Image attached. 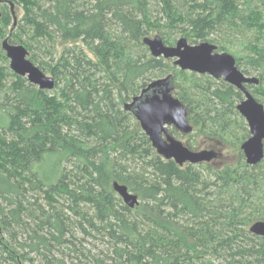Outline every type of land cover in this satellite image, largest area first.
<instances>
[{
  "label": "trees",
  "instance_id": "16d2710c",
  "mask_svg": "<svg viewBox=\"0 0 264 264\" xmlns=\"http://www.w3.org/2000/svg\"><path fill=\"white\" fill-rule=\"evenodd\" d=\"M149 35L230 54L264 109V0H0V41L54 80L38 90L0 49V264H264V157L178 166L123 109L168 78L194 139L240 149L242 93L150 56Z\"/></svg>",
  "mask_w": 264,
  "mask_h": 264
},
{
  "label": "water",
  "instance_id": "95a60500",
  "mask_svg": "<svg viewBox=\"0 0 264 264\" xmlns=\"http://www.w3.org/2000/svg\"><path fill=\"white\" fill-rule=\"evenodd\" d=\"M142 44L148 49L150 56L171 60L181 71L208 75L240 91L243 99L236 105V111L243 118L249 132V138L241 144L240 151L248 166H255L263 160L264 109L245 87L256 85L258 81L255 77L245 75L237 68L235 59L230 54L218 52L215 45L207 42L191 45L185 38H180L173 46H166L158 36H154L143 38ZM1 50L8 61L9 70L14 75L25 78L38 90H53L54 80L46 77L29 61L28 52L23 46L11 45L3 40ZM168 81V78H164L147 84L140 95L124 104L123 109L132 113L152 148L164 160H172L178 166L211 162L217 157L216 153L193 152L168 133V127L182 135L192 132L186 109L173 97ZM112 189L127 208L133 209L139 204L138 197L125 186L114 182ZM248 231L254 236L264 237V221L253 223Z\"/></svg>",
  "mask_w": 264,
  "mask_h": 264
},
{
  "label": "rangeland",
  "instance_id": "374dc122",
  "mask_svg": "<svg viewBox=\"0 0 264 264\" xmlns=\"http://www.w3.org/2000/svg\"><path fill=\"white\" fill-rule=\"evenodd\" d=\"M13 10H14V13L16 15V20H19L20 17L22 16V14H23L21 9H19L18 7H14ZM6 37H7V35H6ZM149 37H152V35H149ZM179 38H182V37L179 36V37L176 38V40H178ZM1 42H2V40L0 41V45H1ZM187 42L189 43V41H187ZM29 54H30V52L28 53V58H29ZM87 56L89 58L93 59L92 54L87 53ZM47 61L48 60H45V62H47ZM5 66H6V68H8V61H7V64ZM238 69L241 71L242 67L239 66ZM8 70H9V68H8ZM40 70L43 72V74L46 77H51L50 74H48V72L46 70H42V69H40ZM252 77H254V75H252ZM6 84H8V82ZM249 91H251V88L249 89ZM48 92L49 93H53L54 90L48 91ZM253 97H254V99H258L259 100L257 95H254ZM128 103L129 102H127V104ZM133 121L137 123V121L135 119ZM167 131L175 140L179 141L186 148H188L187 143L192 144L193 141L195 140L196 141L195 146L192 149H189V150H191L193 152L213 151L214 153H216L217 157L214 160L211 161V163H213L214 165L220 166L223 163H229V164L235 165L238 162V157H239L240 153L243 156V154L240 151V149H234V148H230V147L223 146V145L221 146V145H218L215 141L211 142V141H208V140H206V139H204L203 137H200V136H198L197 138L194 139L193 135H194L195 132H193V130L188 135H182L178 131H175L172 127H168ZM243 159H244V157H243ZM244 162H245V159H244ZM95 244L96 243H93V245H95ZM96 245H97L98 248H102L98 244H96Z\"/></svg>",
  "mask_w": 264,
  "mask_h": 264
}]
</instances>
